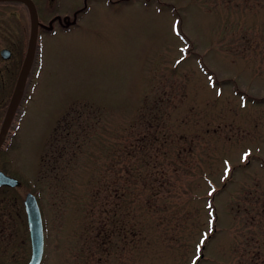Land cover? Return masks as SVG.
<instances>
[{
  "label": "rangeland",
  "instance_id": "374dc122",
  "mask_svg": "<svg viewBox=\"0 0 264 264\" xmlns=\"http://www.w3.org/2000/svg\"><path fill=\"white\" fill-rule=\"evenodd\" d=\"M48 7L64 27L0 153V264L31 257L28 192L43 264H264V0Z\"/></svg>",
  "mask_w": 264,
  "mask_h": 264
},
{
  "label": "flooded vegetation",
  "instance_id": "af4514ba",
  "mask_svg": "<svg viewBox=\"0 0 264 264\" xmlns=\"http://www.w3.org/2000/svg\"><path fill=\"white\" fill-rule=\"evenodd\" d=\"M51 1L53 0H32L35 5L38 17L37 41L35 46L34 60L28 72L25 88L30 86L34 81V71L37 60L41 55L40 51L43 49L44 36L46 33L59 31L60 28L64 27L63 24L65 22L62 18H48V15H46L49 14L48 4ZM31 18V9L25 2L20 0H0V133L28 51L32 32ZM24 99L25 90L22 100L7 130L5 140L3 141L0 149V153L2 151L5 152L12 150L13 148V139L16 135V119L18 116V110L20 109ZM69 131V128H67L66 131V119L63 118L55 127L52 137L55 134H58L61 141L62 134L66 135V133L71 132ZM54 145L56 146V144ZM7 165L8 160L4 159L2 161L0 157V171L11 177H14L7 171ZM47 172L49 173V169ZM18 186L19 185L11 187L4 185L0 187V208L5 210V212L3 211L4 214H7V212L13 210L14 198L16 197V189ZM7 199H9V201ZM89 246V250L91 252L94 251L92 241L90 242ZM40 264H43V258Z\"/></svg>",
  "mask_w": 264,
  "mask_h": 264
},
{
  "label": "water",
  "instance_id": "95a60500",
  "mask_svg": "<svg viewBox=\"0 0 264 264\" xmlns=\"http://www.w3.org/2000/svg\"><path fill=\"white\" fill-rule=\"evenodd\" d=\"M20 1H23L26 4H28L31 9L32 32L30 36L29 47L26 54V58L0 133V149L3 141L5 140L6 133L11 124V121L22 100L28 72L31 68L35 56V46L37 41V25H38L37 11L32 0H20ZM4 185L15 187L17 185H20V181L17 178L11 177L5 174L4 172L0 171V187ZM24 206L27 212L31 245H32V256L28 264H40L44 253V226H43L42 213L36 196L28 192L24 200Z\"/></svg>",
  "mask_w": 264,
  "mask_h": 264
},
{
  "label": "snow or ice",
  "instance_id": "6c2138e0",
  "mask_svg": "<svg viewBox=\"0 0 264 264\" xmlns=\"http://www.w3.org/2000/svg\"><path fill=\"white\" fill-rule=\"evenodd\" d=\"M202 243H203V241H202Z\"/></svg>",
  "mask_w": 264,
  "mask_h": 264
}]
</instances>
